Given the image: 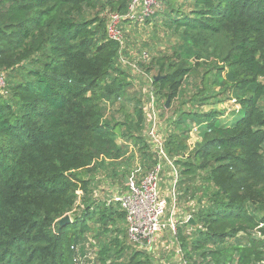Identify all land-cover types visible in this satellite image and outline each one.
I'll list each match as a JSON object with an SVG mask.
<instances>
[{
    "label": "trees",
    "instance_id": "trees-1",
    "mask_svg": "<svg viewBox=\"0 0 264 264\" xmlns=\"http://www.w3.org/2000/svg\"><path fill=\"white\" fill-rule=\"evenodd\" d=\"M134 1L0 0V264H153L112 201L160 162L151 92L186 264L264 263V0H159L120 44Z\"/></svg>",
    "mask_w": 264,
    "mask_h": 264
},
{
    "label": "built area",
    "instance_id": "built-area-1",
    "mask_svg": "<svg viewBox=\"0 0 264 264\" xmlns=\"http://www.w3.org/2000/svg\"><path fill=\"white\" fill-rule=\"evenodd\" d=\"M159 5V0H135L131 5L127 16L123 17L114 14L110 17L108 25L109 37L116 42L123 44V36L120 28L121 21L124 18L133 21L142 20L143 17L153 14L154 8ZM3 86L4 76L0 74V88ZM149 96L150 101L147 115L150 121V127L148 130V136L149 140L156 148L155 150L157 151L160 162L143 180L128 181L126 190L114 195L112 201L120 204L121 208L127 214L130 241L142 246L146 251L153 253L154 249L158 248L160 244L163 243L165 245L164 231L167 227L171 229L175 240H179V223H177L175 219H164L166 216L167 201L161 193L164 164L167 163L173 170L174 186L178 184L179 172L164 151V141L163 139H160L158 135V126H160L161 123L160 114L153 93L151 92ZM173 196V214L176 215L178 214V211L176 210V200L174 201L176 196L175 193H173ZM191 219V217H188L185 222H190ZM168 243L166 237V244ZM177 256L180 258V264H186L181 248L177 250Z\"/></svg>",
    "mask_w": 264,
    "mask_h": 264
},
{
    "label": "rangeland",
    "instance_id": "rangeland-1",
    "mask_svg": "<svg viewBox=\"0 0 264 264\" xmlns=\"http://www.w3.org/2000/svg\"><path fill=\"white\" fill-rule=\"evenodd\" d=\"M126 32H127L126 33L127 38H129V43H132V42L136 43L137 41L143 42L150 37L149 34H141V33L135 34L133 30L131 31V29H128ZM161 47L163 49H165L164 54L166 52H168V50L166 49V47H167L166 45L163 44ZM131 50L134 51L135 48L133 47V49H131ZM122 58H123V63H122L123 68L131 70V72L135 76L137 83L144 84L146 81V78L143 77V75L141 73L140 74L135 73V69L131 68L129 66L131 63V56L128 57L127 55L124 54V56ZM174 58L175 57H172L169 60L172 61ZM168 101H169V104L171 102L173 103V101L171 99H167V101H165L166 104L168 103ZM233 102L234 101H226L224 103H217L214 105H209L210 106L209 108L217 109L218 111H221L222 113H225V115H226V114H230L231 112H233L234 109H238V107L233 106ZM209 108L206 107V108H204V110H208ZM168 124H169V121L162 119L160 126H158V128H159L158 135H159L160 139H164V133L167 129L166 127H168ZM200 141L201 140L199 138H197L196 136H193V139H191V141H190L191 148L194 149L196 147L197 143H199ZM162 180H163V183L161 186V193H162V196L165 197V199L167 201L166 216L164 219L165 220L175 219V221L177 223L186 220L188 217H190L191 211L189 208L186 211L182 210L183 212H181L179 210L182 203L178 202V198H177V194H176L177 193V186H174L173 178L171 176H169L168 174H164V177H162ZM173 193H175V195H176L174 198V201L176 200V210L177 211L179 210L178 214H176V215L173 214V197H174ZM196 204L197 203H195V202L193 204H191L190 205L191 208L195 207ZM192 220L193 219H191V221ZM191 221L189 222L190 224H191ZM189 229H190V227H189ZM164 232H165L164 242H165L166 247L162 243V244H160V246L158 248L154 249L153 253L150 252L152 259H153V264H180L179 263L180 258L177 256V250L180 248L178 245V240H175L174 236L172 235L171 229L169 227H167V229ZM166 237H167L168 242H169L168 244H166Z\"/></svg>",
    "mask_w": 264,
    "mask_h": 264
},
{
    "label": "water",
    "instance_id": "water-1",
    "mask_svg": "<svg viewBox=\"0 0 264 264\" xmlns=\"http://www.w3.org/2000/svg\"><path fill=\"white\" fill-rule=\"evenodd\" d=\"M167 106H169V101H168V103H167ZM127 183H128V181H127ZM190 221H191V220H190ZM69 222H70V218H69V217H66V218H64V219L62 220V223H63V224H66V223H69ZM191 223H194V221L192 220Z\"/></svg>",
    "mask_w": 264,
    "mask_h": 264
},
{
    "label": "crops",
    "instance_id": "crops-1",
    "mask_svg": "<svg viewBox=\"0 0 264 264\" xmlns=\"http://www.w3.org/2000/svg\"><path fill=\"white\" fill-rule=\"evenodd\" d=\"M162 183H163V181H162Z\"/></svg>",
    "mask_w": 264,
    "mask_h": 264
}]
</instances>
